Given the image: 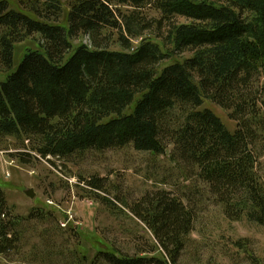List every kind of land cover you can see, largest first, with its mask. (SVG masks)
<instances>
[{
    "label": "trees",
    "instance_id": "1",
    "mask_svg": "<svg viewBox=\"0 0 264 264\" xmlns=\"http://www.w3.org/2000/svg\"><path fill=\"white\" fill-rule=\"evenodd\" d=\"M16 1L25 11L0 0V71L9 73L0 151L13 137L9 155L30 165L126 146L158 156L173 146L171 161L191 182L183 195L157 190L127 204L154 236L149 249H101L91 264H182L198 222L190 186L224 219L264 226V0ZM35 34L40 48L12 71L16 45ZM206 99L229 112L233 131ZM83 180L108 192L102 177ZM27 219L59 223L42 208ZM23 221L0 188V255L20 251Z\"/></svg>",
    "mask_w": 264,
    "mask_h": 264
},
{
    "label": "rangeland",
    "instance_id": "2",
    "mask_svg": "<svg viewBox=\"0 0 264 264\" xmlns=\"http://www.w3.org/2000/svg\"><path fill=\"white\" fill-rule=\"evenodd\" d=\"M9 1L13 8L25 11L18 1ZM40 43L38 34L18 43L12 71L18 69L27 50L39 49ZM182 57L174 60H182ZM8 74L0 71V83L7 81ZM204 105L234 130L235 122L227 110L208 99ZM15 145L13 137L1 141L0 188L6 194L13 215L24 217L23 233L20 251L9 257L0 255V264H91L101 249L115 247L131 255L140 249H149L154 236L127 204L157 190L183 195L185 187L191 185L180 177L176 163L171 161L173 146H169L165 155L158 156L126 146L88 151L67 159L53 158L55 163L40 160L24 165L9 155L16 150ZM259 170L264 181V154ZM91 177L106 179L108 192L88 187L83 179ZM30 188L35 192L33 198L25 193ZM187 193L196 205L198 222L183 253L182 264H257L253 259L264 264V226L246 218L228 221L208 194L202 196L194 186H190ZM98 194L115 202L117 207L108 205ZM40 208L54 212L59 223L51 226L37 219H27L34 209ZM70 214L73 220L66 227L62 226ZM71 225L78 229L77 236L72 235ZM239 242L246 244L244 248Z\"/></svg>",
    "mask_w": 264,
    "mask_h": 264
},
{
    "label": "water",
    "instance_id": "3",
    "mask_svg": "<svg viewBox=\"0 0 264 264\" xmlns=\"http://www.w3.org/2000/svg\"><path fill=\"white\" fill-rule=\"evenodd\" d=\"M25 193L31 198H33L35 196V192H34L33 188L25 190Z\"/></svg>",
    "mask_w": 264,
    "mask_h": 264
},
{
    "label": "built area",
    "instance_id": "4",
    "mask_svg": "<svg viewBox=\"0 0 264 264\" xmlns=\"http://www.w3.org/2000/svg\"><path fill=\"white\" fill-rule=\"evenodd\" d=\"M71 218H73V216L71 214L68 215V218H66V220L61 223L62 226H65L66 227V225H68L73 220V219L71 220Z\"/></svg>",
    "mask_w": 264,
    "mask_h": 264
}]
</instances>
